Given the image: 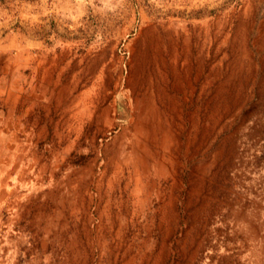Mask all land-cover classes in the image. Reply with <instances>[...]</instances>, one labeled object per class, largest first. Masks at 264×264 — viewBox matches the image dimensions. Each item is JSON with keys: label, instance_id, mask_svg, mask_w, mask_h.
<instances>
[{"label": "rangeland", "instance_id": "1", "mask_svg": "<svg viewBox=\"0 0 264 264\" xmlns=\"http://www.w3.org/2000/svg\"><path fill=\"white\" fill-rule=\"evenodd\" d=\"M0 264H264V0H0Z\"/></svg>", "mask_w": 264, "mask_h": 264}]
</instances>
